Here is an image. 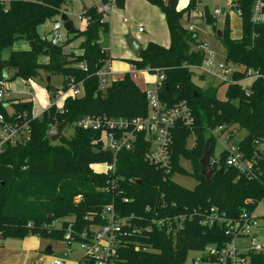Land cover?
Returning <instances> with one entry per match:
<instances>
[{"label": "trees", "instance_id": "obj_1", "mask_svg": "<svg viewBox=\"0 0 264 264\" xmlns=\"http://www.w3.org/2000/svg\"><path fill=\"white\" fill-rule=\"evenodd\" d=\"M70 1L0 3V81L37 83L45 73L49 78L62 77L60 91H66L71 82L83 90L81 97H67L61 109L52 105L40 118L33 117L32 98L0 100V128H29L28 134L14 143L5 142L0 149V240L36 236L41 241L65 243L64 235L71 224L73 240L80 242L84 233L91 236L96 227L105 224L102 212L113 205L120 216L131 218L123 245L117 248L115 264H184L189 252L225 243L223 228L202 227L195 212L203 214L215 207L236 218L243 211H255L259 204L264 207V27L253 28L249 22L251 0H234L241 10L240 40L231 38L229 16L219 38L217 18L204 8L205 22L216 31L226 61L263 76L252 83L249 95L239 84L228 85L224 100L218 97V87L203 90L193 81L194 76L204 78L190 69L202 63L204 54L196 50L200 40L197 31H190L183 23L199 9V1L189 0L186 8L178 10L180 0H172L173 5H169L170 0H147L162 11L170 45L165 48L150 42L130 63L137 71L162 72L165 82L160 98L168 105L186 101L194 125L174 127L170 171L145 161L148 146L142 138L133 152L120 153L118 181L113 189L108 185L110 176L93 167L113 161V155L103 151L101 131L84 130L76 124L86 117H141L148 112V102L145 91L136 86L129 73L101 89L98 73L111 60L105 43L109 23L94 6L82 10L87 18L85 27L68 34L65 44L55 46L39 34V27L69 11ZM123 4L124 0L118 1L120 7ZM78 39H82L79 46L66 51ZM19 42L28 43L29 49L14 51ZM5 49H12L7 61L1 58ZM47 79L45 90L51 100L56 99L59 89ZM64 122L73 129L72 135L52 142L49 132ZM219 127V135L229 132L228 142L256 162L255 177L228 167L225 149L212 165L214 176L210 180L201 176L205 144L212 140L211 156L215 158L218 136L213 132ZM234 127L245 132L237 141L230 131ZM189 140H193L192 148L187 146ZM183 160L191 163V174L182 167ZM176 174L191 175L197 182L195 188L189 190L175 183ZM179 215L187 219L178 230L173 222ZM152 217L171 218L172 229L152 227ZM77 264L94 263L82 257ZM250 264H264V253L252 255Z\"/></svg>", "mask_w": 264, "mask_h": 264}, {"label": "built area", "instance_id": "obj_2", "mask_svg": "<svg viewBox=\"0 0 264 264\" xmlns=\"http://www.w3.org/2000/svg\"><path fill=\"white\" fill-rule=\"evenodd\" d=\"M8 0H0V3H5ZM119 0H100L96 8L99 14L104 17L108 15L114 8L118 7ZM237 2L230 1L224 9H217L213 13V17H223L225 19L231 15V11H235L240 18L241 10L238 8ZM65 12L64 14H68ZM63 15V14H62ZM61 15V16H62ZM196 15V16H195ZM84 13L80 15V19ZM204 19V13L198 10L193 12L188 18V29L196 31V26L199 20ZM60 18V17H59ZM87 20V18H85ZM85 20V22H86ZM253 28L264 27V0H251V14L249 20ZM142 32V29H139ZM66 30L61 19L53 23V27L49 32L47 39L55 46L63 45L67 41ZM196 50L204 54L203 61L198 66H191L190 69L195 70L200 76H211L221 83L230 84H247L245 85L246 94H250V87L252 83L263 77L259 72H255L244 68L243 66H236L224 61H217L215 54L211 51L210 46L203 40H199L196 45ZM144 72L155 74L156 81L153 91H145L146 100L148 102V112L146 115L137 118H91L86 117L77 122V126L84 130L94 129L101 131L103 151L113 155L112 163H104L102 167L104 171H99L101 174L110 176L108 185L110 189L115 188L117 167V157L122 152H133L139 142V138L147 144L148 148L145 152V161L153 166L160 167L166 171L171 169V153L170 148L173 140V129L178 124L184 128H192L194 125V116L186 101H179L174 105H168L160 98V90L162 89L165 76L159 70H144ZM100 87L102 90L106 89L110 82L108 77L109 70L106 67L99 73ZM9 90L7 83L0 81V100H5L8 97ZM83 95V90L78 88L73 82L70 83L66 91H60L56 100L59 105L63 104L67 97L79 98ZM56 101V102H57ZM56 105L57 103H53ZM63 105H61V108ZM58 108V107H57ZM58 108V109H61ZM5 137L0 138V149L2 145L9 141L14 143L22 135L28 134L29 128L24 125L22 127L8 126L0 128ZM222 127H219L213 133L220 132ZM225 148L228 152L226 165L235 169L243 176L252 178L255 177L256 162L245 157L234 145H229ZM255 153V157H256ZM212 165L217 162V159L212 157ZM108 191V189H106ZM262 207L258 205L255 211H243L236 218H229L226 213L219 211L212 207L203 214L196 213L200 216L199 224L202 227L212 229L214 227H221L224 230L226 242L223 244L213 243L205 247L202 252L206 255L202 256L203 264H250L251 256L264 253V238L261 237V225L257 212ZM264 217V216H263ZM102 219L105 224L96 227L92 235L87 233L82 235L80 242H75L72 237L71 224L64 235L65 252L70 255L75 250H80L83 253L82 257H86L93 261L94 264H115V257L117 248L123 245L126 237L125 228L130 224L131 218L120 216L113 205L104 208L102 212ZM187 219L185 215L175 216L173 224L174 229H182L183 221ZM171 218L163 219L151 218L149 224L152 227L160 226L161 228L172 229ZM137 230V229H135ZM139 249V248H138ZM143 250H146L143 248ZM51 264H68L65 258L53 257Z\"/></svg>", "mask_w": 264, "mask_h": 264}, {"label": "rangeland", "instance_id": "obj_3", "mask_svg": "<svg viewBox=\"0 0 264 264\" xmlns=\"http://www.w3.org/2000/svg\"><path fill=\"white\" fill-rule=\"evenodd\" d=\"M11 0L5 2L7 5ZM100 0H71L70 1V9L69 13L66 14L74 24V26L78 30H82L83 22L86 20L85 18L80 19V15H82V9L97 5ZM166 2V0H164ZM185 1L187 0H180L178 3V8H183ZM199 1V9L200 13L204 12V8H207L210 14L213 15L214 11L217 9H224L227 7L230 1L233 0H198ZM162 11L157 6L149 3L147 0H127V3L124 9H119V7L114 8L108 16V21L111 25V40H110V50H111V57L113 59V68L117 70H125L126 73H129L132 80L136 84V86L143 90V91H153L154 84L156 81L155 74L148 73V72H136L131 71L129 67L128 60L132 59V54L129 51L126 43V37L132 36L137 41H139L143 46L148 45L150 42L152 43H163L164 41L169 44V34L167 31L166 24L162 22ZM196 16V15H195ZM61 17V16H60ZM58 17L56 20H59ZM199 20L198 25L196 26V31L200 37V40L205 41L209 44L211 51L215 54L217 61H224L225 60V53L224 50L216 37V31L213 29L211 25L206 24L204 19H200V16L196 18ZM83 20V22H82ZM230 29H231V38L232 39H240L242 37V26L240 22V18L238 17L235 11H231L230 15ZM54 21H48L43 26L39 27L38 32L42 37H48L49 32L53 27ZM185 24V22H184ZM186 26V24H185ZM224 20L223 17H217L216 23V30L219 32L223 29ZM138 28H141L144 31L143 34L138 35ZM82 39H78L73 42L72 47H76ZM69 47V46H68ZM66 48V51H70L73 48ZM74 48V49H75ZM15 49V48H14ZM12 49H5L2 54L1 58L3 61H7L10 58ZM125 60L127 62L124 63ZM128 63V64H127ZM125 73V74H126ZM117 76V78H119ZM45 78H49L47 74H42V81H38L36 86H30V82H25L21 79H16L12 83L7 85L9 89L7 99H33V112L38 115L41 114L43 110V106L45 101H47V91L45 90ZM51 85L54 88L62 89V77L53 76L51 77ZM194 76L193 81L203 90H207L210 87H218V97L221 100L225 99V93L228 88L229 83H221L218 80L212 78L211 76H206L204 78ZM247 85V84H246ZM33 94H29V91ZM56 99H52L51 103H57V107L61 108L58 101ZM8 108V107H7ZM234 135L235 141L243 138L245 136L244 131L238 130V128L234 127L231 128ZM73 133L72 128H67L64 131V135L69 137ZM220 132L216 133L218 136L217 143L214 150V157L215 159L219 160L220 154L223 152L225 148H229V145H232V141L228 142L229 132L225 134H220ZM5 137L4 133L0 129V138ZM193 140H189L187 142V146L189 148L193 147ZM95 170L104 171L105 168L102 167V164H95L93 165ZM182 167L188 172V174L192 173V166L191 163L188 161H182ZM173 181L178 185L193 190L197 184L196 180L191 175H180L176 174L173 178ZM259 216V221L261 225V237L264 238V207H261L257 212ZM42 245L52 244L56 247L57 255H60L63 252V247L65 246L64 242H51V241H42ZM65 250V249H64ZM60 253V254H59ZM206 255V252H189L184 264H203L202 256ZM83 256V253L80 250H75L73 253V259H79Z\"/></svg>", "mask_w": 264, "mask_h": 264}, {"label": "crops", "instance_id": "obj_4", "mask_svg": "<svg viewBox=\"0 0 264 264\" xmlns=\"http://www.w3.org/2000/svg\"><path fill=\"white\" fill-rule=\"evenodd\" d=\"M126 3H127V0H124V4L122 7H120L118 5L119 9H121V10L124 9ZM188 3H189V0L185 1L183 8H186ZM93 6H95V5H93ZM84 7L85 8H83L82 10L87 9L86 6H84ZM183 8H180V9L178 8V10H181ZM67 12H69V11H67ZM162 17H164V15ZM60 19H61V17H60ZM105 20L109 23V36H108V39H106L105 43L107 44V49H108L109 55L111 57L110 40H111L112 29H111L110 22L108 21V16H107V18L105 17ZM82 22H83V20H82ZM162 22L166 24L165 17L163 18ZM184 22H185L186 27H187L188 21H184ZM240 22L242 23L241 19H240ZM85 23L86 22L84 21L82 28L85 27ZM185 24H184V26H185ZM230 24H231V20H230ZM241 26H242V24H241ZM166 27H167V24H166ZM139 29H141V28H138L137 34L138 35L143 34L144 31L139 32ZM167 31H168V29H167ZM66 35H68L67 32H66ZM126 39H127V37H126ZM240 39H242V37ZM240 39H234V40H240ZM72 44L68 48H75V47H72L73 46ZM156 44H159L165 48H168L170 45V38H169V44L166 43L165 41L163 43L161 42V43H156ZM78 46L79 45H76V47H78ZM146 46L142 45V49H144ZM127 47H128V44H127ZM14 48H13L14 51H22V50L26 51L29 49V45L26 42H19V43L15 44ZM128 49H129V47H128ZM129 51H130V49H129ZM131 54H132V59H130V60H134L137 56H135L132 52H131ZM130 60H128L129 64L128 63L127 64L131 68V71L142 72V71L135 70V68L130 63ZM122 61H124V63L127 62L125 60H122ZM106 70H109V72H110V75L108 77L109 82H111L115 79H118L117 76H119V75H120L119 78H121L126 73L125 70H122V71L117 70V69H116V71L114 70L112 57H111V60L106 65ZM51 80L52 79L50 78V82H51ZM29 82H30L29 88H31V86H33V87L36 86V82H34V81H29ZM8 84L9 83H7V85ZM239 85L245 89L246 84H239ZM56 89H58V88H56ZM60 90L61 89H59V92H60ZM29 94H33L31 92V90L29 91ZM47 99L48 100L45 101V104L43 106V110H42L41 114L36 115L34 112H32L34 118H40L41 115L52 106L53 103L50 102L51 99H50V96L48 93H47ZM32 101H33V99H32ZM60 105H63V104H60ZM42 244H43L42 241L36 236H28L22 240H18V239L0 240V264H51L53 257L65 258L67 260L68 264H77V263H79V261L82 258L81 257L79 259H73L72 256H73L74 251L70 255H66V252L64 250L66 246L63 247V252L61 254L59 253L60 255H57L58 253H57L56 247L54 245H52L50 243L46 244V245H42ZM49 247H50V251L48 250Z\"/></svg>", "mask_w": 264, "mask_h": 264}, {"label": "water", "instance_id": "obj_5", "mask_svg": "<svg viewBox=\"0 0 264 264\" xmlns=\"http://www.w3.org/2000/svg\"><path fill=\"white\" fill-rule=\"evenodd\" d=\"M169 5H173V1L170 0ZM61 21L64 23V29L68 34H76L78 33V29L74 26L73 22L69 20L66 14L61 16ZM219 38H221V32H218ZM126 42L130 51L135 55L139 56L142 45L132 36L127 37ZM50 82V78L47 79ZM68 122H64L54 128L51 129L49 132V138L52 142L58 141H65L67 140L66 136L64 135V131L67 128ZM212 140L209 139L204 147L203 157L200 161L201 164V176L204 177L206 180H210L214 176V169L212 167ZM140 184V183H138ZM50 251V247L48 248ZM51 253V252H50Z\"/></svg>", "mask_w": 264, "mask_h": 264}]
</instances>
